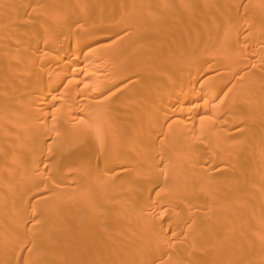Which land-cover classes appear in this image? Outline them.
I'll return each mask as SVG.
<instances>
[{"label": "bare ground", "instance_id": "obj_1", "mask_svg": "<svg viewBox=\"0 0 264 264\" xmlns=\"http://www.w3.org/2000/svg\"><path fill=\"white\" fill-rule=\"evenodd\" d=\"M255 191L264 0H0V264H264Z\"/></svg>", "mask_w": 264, "mask_h": 264}, {"label": "rangeland", "instance_id": "obj_2", "mask_svg": "<svg viewBox=\"0 0 264 264\" xmlns=\"http://www.w3.org/2000/svg\"><path fill=\"white\" fill-rule=\"evenodd\" d=\"M30 6V5H29ZM118 36H115L114 37V39L115 38H117ZM241 128H243V124L240 126V127H237V128H235V129H232L231 130V132H232V135L230 136V144H231V146H233L234 147V145H237V143L238 142H240L241 140H242V137H241V134H240V132H239V129H241ZM232 147V148H233ZM207 156V155H206ZM212 162V159H210L209 158V160H208V163H207V165L208 164H210ZM22 166H24V165H22ZM21 166V167H22ZM209 166V165H208ZM21 170V169H20ZM19 172V171H18ZM19 175H21L20 174V172H19ZM3 178H6V179H10L11 177H9V176H7V177H3ZM253 201H255L256 200V203L257 204H260L261 203V201L263 200V198H264V194H262V193H257L256 191L255 192H253ZM8 198H9V195L8 196H6V199L8 200ZM261 205V204H260ZM129 213L130 212H128V213H126L127 215H129ZM260 216L261 215H263V213L262 214H259ZM28 228H30V225L28 226ZM32 245V244H31ZM217 245H219V244H217ZM27 250H24L23 252H26ZM240 254V253H239ZM33 258V257H32ZM29 259H31V257H29ZM66 262V261H65ZM63 264H67V263H63ZM69 264V263H68Z\"/></svg>", "mask_w": 264, "mask_h": 264}]
</instances>
